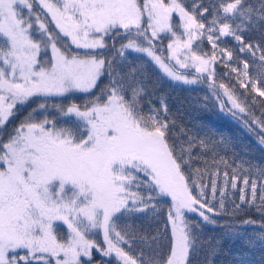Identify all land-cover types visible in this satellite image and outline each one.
Masks as SVG:
<instances>
[{
    "label": "snow or ice",
    "instance_id": "obj_1",
    "mask_svg": "<svg viewBox=\"0 0 264 264\" xmlns=\"http://www.w3.org/2000/svg\"><path fill=\"white\" fill-rule=\"evenodd\" d=\"M253 30L261 35L255 45L244 36ZM162 33L172 38L167 59L155 51ZM118 37L126 42L119 48L113 43L114 55L108 57L103 51L106 38L115 42ZM222 37L235 40L240 53L255 57L259 52L262 71L250 75L247 60L242 61L243 71L227 64L223 58L232 61L234 51L222 47ZM205 38L213 50L210 56L199 51ZM262 43L264 0H258V6L247 0H209L207 5L194 0L191 9L184 0H0V130L19 108L40 98L7 140H0V264H93V250L106 258L100 264H192L198 236L186 214L196 213L205 223L216 224L212 216H235L245 204L261 214L260 231L247 233L245 226L257 223L247 219L239 231L231 227L226 234L246 236L249 245L264 250V186L256 204L257 181L251 182L248 199L245 177L240 203L232 201L229 211V193L226 187L219 189L217 199L213 179L209 199L201 169L194 170L191 182L185 174L192 166L193 138L187 145L170 141L173 122L167 104L162 98L159 108L152 104L137 68L124 71L130 63L128 53H141L170 80L194 85L203 75L189 78L175 65L194 67L202 74L219 54L226 67L243 77L238 79L241 87L250 85L264 97ZM208 80L215 94L213 72ZM219 87L232 109L247 114L223 83ZM73 92L93 97L83 107L53 105L71 123L58 127L47 115L36 119L37 112L47 111L50 98ZM220 109L240 119L222 101ZM251 123L264 133V118L253 116ZM244 126L253 131L247 121ZM259 143L264 145V135ZM200 146L208 148L204 140ZM260 174L264 176V170ZM224 177L226 186L227 171ZM231 186L237 188L235 175ZM160 198L170 199L167 254L149 255L143 249L134 254V242L148 244V237L130 221L136 214L157 215ZM56 222L67 227L66 237L57 233ZM98 233L103 234V244L93 238ZM159 237L157 232L151 241L159 244Z\"/></svg>",
    "mask_w": 264,
    "mask_h": 264
},
{
    "label": "trees",
    "instance_id": "obj_2",
    "mask_svg": "<svg viewBox=\"0 0 264 264\" xmlns=\"http://www.w3.org/2000/svg\"><path fill=\"white\" fill-rule=\"evenodd\" d=\"M142 2V0H141ZM185 4L191 9L194 0H184ZM207 5L209 0H202ZM248 3L258 6V0H247ZM178 18L174 16V23L177 24ZM50 27V25H49ZM150 35V34H149ZM245 40L250 41L255 45L261 40L259 31H249L244 33ZM171 36L169 34L161 35V39L155 41V51L163 58H168V44ZM126 42L123 37L116 38L115 42L107 38V49L105 54L108 57L114 55L115 48H119L121 43ZM222 47L234 51V59L232 65H242L243 60H247L250 64L249 73L252 76H257L262 69L260 68V53L257 52L253 57L251 53H240L237 42L231 37L221 39ZM264 47V43L261 44ZM73 51H76L73 48ZM201 53L212 54L211 46L203 40L199 49ZM117 60L120 58L117 56ZM128 66L124 71L131 68L138 69V75L144 80L148 92V98L157 108L160 107L161 98L168 106L169 120L171 124L169 130V140L176 143H184L187 145L189 137L193 138L192 147V162L191 168H185V174L189 177V182L194 175V170L201 169V179L207 185L205 191L208 198L211 199L212 180L217 181L219 199V189H224L229 193L228 208L232 209V201L240 203L241 188H245L243 183L245 177H248L249 184L246 188L248 199L252 198V180L257 181L256 204L260 203L259 197L260 186H264V176L260 174L264 170V145L259 143V137L264 135L260 132L257 125L251 123V117L264 118V99L257 96L251 88L241 87L234 81L227 72L229 68L216 64L214 66V86L215 94L210 87L207 76H203V81L198 82L194 86H186L178 84L166 77L155 64L144 54L128 53ZM173 65L171 61H169ZM119 67V65H117ZM107 82L106 78L102 81L97 89H94L95 94H99L100 88ZM223 83L229 92L234 95L241 106L246 108V113H240L238 109H232V104L226 100L224 89L219 85ZM258 87H261L258 84ZM219 96V100L217 99ZM93 97L89 94H74L61 98H50V103L46 112H37L36 119H43L45 115L49 119H54L58 127L65 126L71 123L69 120L62 118L57 112L54 104H58L65 109L76 104L81 107ZM226 105V108L232 109L237 113L240 119L234 118L231 113L222 112L220 102ZM255 101V102H254ZM39 100H33L29 104L19 108L17 113L9 119L7 125L0 130V140H7L8 135L32 112L38 107ZM252 127L253 131L249 132L244 126L245 122ZM206 141L208 148H201L200 141ZM224 161L227 163L225 164ZM206 169V174L204 170ZM228 173V183L225 186L224 172ZM237 177V188L231 186V177ZM193 192L198 194V189L193 186ZM146 195V191L141 189ZM159 212L157 215L150 213L136 214L132 217L131 223L138 229L141 236L148 237V244L137 239L134 242L133 253L138 254L141 249L146 254L151 255L153 251H159L161 254H167V237L170 235V225L167 220V210L170 205L169 198H160L156 201ZM218 207V203L216 204ZM211 216V213H209ZM187 219L193 222L194 231L198 236L197 250L192 256V264H241L239 259L249 257L254 261V264H264V250L259 246L253 247L248 244L247 237L235 236L226 234L229 228L235 227L238 231L241 228V222L247 219L256 221L257 223L250 226H245L247 233L251 234L253 229L260 231L258 225L262 220L261 214L256 207H250L245 204L235 216L220 215L212 216L217 223H205L196 213H187ZM199 227H195V225ZM167 226V227H166ZM160 233L159 244L151 241V237ZM99 244H103L102 235L93 237ZM126 247V246H125ZM106 258L101 257L96 251L93 252V264H100L101 260ZM113 264L115 262L113 261Z\"/></svg>",
    "mask_w": 264,
    "mask_h": 264
},
{
    "label": "rangeland",
    "instance_id": "obj_3",
    "mask_svg": "<svg viewBox=\"0 0 264 264\" xmlns=\"http://www.w3.org/2000/svg\"><path fill=\"white\" fill-rule=\"evenodd\" d=\"M38 11H42V10H40V9H37ZM46 15V14H45ZM43 18V17H42ZM48 20H49V22H50V17L48 18ZM179 23V20H178V22H177V24ZM49 25H50V28L52 29V30H54L55 31V25L54 24H52V23H49ZM122 31V30H121ZM150 34V33H149ZM161 35H163V33L161 34ZM170 35V34H169ZM227 38H229V37H227ZM65 40L67 39V38H64ZM206 39V38H205ZM221 39H226V38H221ZM106 40H107V38H106ZM171 40H172V38L170 39V42H171ZM206 42H207V39H206ZM70 43V42H69ZM208 43V42H207ZM209 44V43H208ZM211 46V45H210ZM167 49H168V47H167ZM80 51H83V50H80ZM104 51V50H103ZM43 55L44 54H42L41 55V59H43ZM146 56V55H145ZM168 56H169V50H168ZM47 57H48V59H50L51 58V51L49 50L48 51V53H47ZM149 58V57H148ZM150 59V58H149ZM224 59V61H226L227 62V64H229V65H231V67H239V69L241 70V71H243V64L242 65H235V66H233L232 65V61H227V58L225 57V58H223ZM151 60V59H150ZM171 62L173 63V65H175V60H171ZM216 64H221V65H223V66H225V63L224 62H221V59L219 58V54H218V59H217V61L214 63V64H209L208 65V69H207V71H205L204 73H197L196 72V70H195V68L194 67H189L188 69H183V68H179V66L178 65H175V67H176V69L178 70V71H180V72H183V73H185V74H187L188 76H189V78H193V77H196V76H200V75H203V76H207L208 77V74H209V72H213L214 73V66L216 65ZM156 66V65H155ZM157 67V66H156ZM226 67V66H225ZM231 67H227V68H229V71L227 72V75H229L234 81H236L238 84H240L239 82H238V79H243V77L241 76V77H239L238 78V76H237V73H235V72H232L231 71ZM158 68V67H157ZM159 69V68H158ZM160 70V69H159ZM161 71V70H160ZM162 72V71H161ZM163 73V72H162ZM164 74V73H163ZM167 77V76H166ZM210 82V81H209ZM176 83H178V84H182V83H180V82H176ZM245 83H247V81H245ZM183 85H185V84H183ZM194 85H196V84H194ZM194 85H186V86H194ZM245 88V87H244ZM247 88H251V86L249 85ZM74 94H86V93H81V92H73V93H68V94H66L65 96H63V97H67L68 95H74ZM53 98H61V97H53ZM263 99H264V97H262ZM40 98H34L33 100H39ZM226 100L228 101V102H230L229 100H228V96H226ZM231 103V102H230ZM39 113V112H38ZM36 115H38V114H36ZM56 224H57V233L59 234V235H61V236H63V237H66L67 236V232H68V230H67V227L65 226V225H63V223L62 222H56ZM99 234H101L102 235V238H103V234L102 233H98L97 235H99ZM103 240V239H102ZM95 250H93V252H94ZM82 259H86V258H82ZM240 260V262L243 260V261H245L246 262V264H254V261L251 259V258H249V257H243L242 259H239Z\"/></svg>",
    "mask_w": 264,
    "mask_h": 264
}]
</instances>
